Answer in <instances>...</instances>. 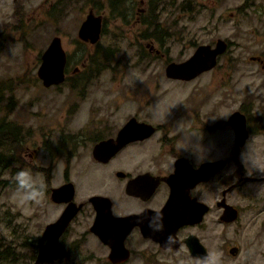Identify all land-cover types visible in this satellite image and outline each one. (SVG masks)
<instances>
[{"label": "rangeland", "instance_id": "374dc122", "mask_svg": "<svg viewBox=\"0 0 264 264\" xmlns=\"http://www.w3.org/2000/svg\"><path fill=\"white\" fill-rule=\"evenodd\" d=\"M41 2L43 0H0V34L6 35L4 47L0 50V79L12 82L16 103L8 110L9 106L4 101L0 117L5 116L19 124L25 138L24 164L15 163V169L31 171L46 186L43 202L39 205L22 202L15 185L0 188V244H11L20 253L14 254L16 261L10 263L8 259H2L0 264L33 263L31 255L36 253V248L20 244L25 239L36 244L45 225L55 221L65 205L54 203L50 199V191L64 181L66 164L60 158L53 169H44L50 165L44 141L49 140L53 144L60 130L65 128L63 124L66 121L76 126L88 117L91 111L96 110L92 109L94 102L105 109L115 106L113 121L118 124L134 112L137 103H145L143 113L151 118V122L166 124L170 127L169 134L179 137L183 145L185 142L198 145L202 158L213 146L222 145L233 150V129L224 123L229 115H221L248 107L252 115L248 123L251 131L238 158L228 163L216 178L202 184L201 197L212 209L206 215V231L202 238L209 251L222 253L223 264H252L261 259L258 253L264 247V180H246L226 193L227 201L240 208L233 223L219 221L221 210L214 204L213 191L219 188L220 196L227 179H231L234 173L235 180L243 175L255 178L264 175L255 170L250 159L247 160L248 167L245 163V153L251 146L252 158L264 165V121L253 120L263 117L264 68L249 59L253 54H264L263 0H182L181 7L168 2L156 6L152 21L159 20L156 30L166 33L163 43L156 42L161 49V55L157 56L150 54L145 47L147 54L143 50L144 41L138 38L140 33L150 34L155 28L135 21L134 9L122 6L120 10L125 12L127 19H121V16L116 17L119 11H111L105 6L98 11L94 8L108 19L107 29L96 48L89 43H77L76 36L80 22L87 14L86 7L94 5L91 1L65 0L57 9L41 8L38 6ZM55 34L61 37L62 46L69 53L67 74L73 75L71 71L75 64L85 62L89 67L93 61L91 53L101 66L109 67L89 82L84 99L80 100L72 93L66 81L46 87L37 77L41 53ZM216 37L230 41V44L212 70L192 80L180 81L165 75L168 60L180 62L190 56L197 44L214 43ZM107 45L114 49L110 59L96 52ZM140 51L144 59L137 56ZM208 123L216 127L213 132L205 131L203 125ZM161 137L162 131H158L144 142L147 147L151 146L149 152L153 157L161 150ZM162 159L166 161L168 156ZM162 159L158 162L162 163ZM85 160L82 159L81 164ZM72 167L70 178L76 183V202L101 191L98 182L89 183L87 174L80 175L79 161H73ZM240 167L243 168L242 174L237 172ZM15 173L10 169L3 172L1 178L11 181ZM88 210L83 209L70 228L76 237L84 233L81 239L85 250L97 249L99 245L87 234L91 223ZM257 241L259 247L254 244ZM232 245L239 246L236 255L228 251Z\"/></svg>", "mask_w": 264, "mask_h": 264}, {"label": "flooded vegetation", "instance_id": "af4514ba", "mask_svg": "<svg viewBox=\"0 0 264 264\" xmlns=\"http://www.w3.org/2000/svg\"><path fill=\"white\" fill-rule=\"evenodd\" d=\"M47 1L48 5H46ZM63 1L65 0H43V2H41L38 6L41 8H45V6H47L57 9ZM89 1H91L94 5L91 4V6L89 5L86 7L87 14L92 12L95 15L99 14L101 16L102 26L100 38L107 29L106 20L108 19L105 15L99 12L97 13L98 9H102L105 6L106 9H108L109 7L111 11H119V14L116 15V17L120 18L121 16V19H127L125 18V12H122L120 10L122 6L124 8L127 7L128 9H134V14L136 15L135 21L142 22L143 24H145L146 27L148 26L151 28H155L154 31L150 32V34L144 32L138 35V38H142L141 41H144L142 43V45L144 46L143 50L145 51L146 47L147 50L151 52L150 54H154L155 56L161 55V49L156 46V42L163 43L164 36L166 35V33H162L156 30V27L160 25V22L159 20H156V22L152 21L153 10L156 9V6H159L160 4L163 5L164 2H168L172 5L180 4V7L182 4V0ZM94 8H96L97 11H95L96 9L94 10ZM86 15L84 16V18L86 17ZM112 16L114 17V15ZM129 19H131V17H129ZM100 38L97 40V42L91 43L89 40L83 41L78 36L77 43H89L92 46L96 47ZM217 38L221 37H216L214 43L209 44L214 46ZM226 42L227 48L224 52L218 55L217 63L219 57L223 54H226L227 52L230 41ZM198 45L199 44H197L195 48ZM65 50L67 62L64 69L65 76L61 84L66 81L67 84H69V88L71 89L72 93L74 92V94H76L80 100L82 98L84 99V93L87 89V86H89L90 84L89 82H91L92 79L97 78L99 75L106 72L109 67L95 71L96 69L86 67L87 64H85V62L82 65L75 64L71 71L73 72V75L71 76V74H67V66L69 64V53L66 48ZM96 52L100 53L103 56L108 55V57H110L111 54L114 53V49H111V46L107 45V47H105L103 50L100 51L99 49H97ZM92 54L94 53L90 54L91 57H93ZM137 56L141 59H144L142 51H140V53H137ZM249 59L251 61L257 62L260 66H262V68H264V54H253L249 57ZM170 61L174 60H168L165 66ZM213 68L207 69L206 71L212 70ZM206 71H203L201 73H204ZM178 80L182 81L187 79ZM83 103L84 102H81L80 104ZM94 103L92 104V109L96 110L91 111V113L88 114V117H84V119L79 122L76 126H72L68 123V121H66L65 125L63 124V127L65 128H62L61 130L59 129L61 133L58 139L53 142V144L49 140L44 141L43 147L47 151V154L50 159L49 167H44V169H53L57 159L62 158L66 164V171L63 175L64 181L62 183H67V181H71L74 185L75 191L76 183L73 179L70 178V173L73 169V161H79L80 175L87 174V181L89 183L98 182V184L100 185L99 188L101 189V191L92 194H99L108 197L109 201L111 202L110 211L111 214H113L114 216H126L132 213L137 214L145 209H160L163 213L164 224L166 229V222L168 220L167 218L170 217L168 213L164 212L163 210L171 194V187L169 182L170 179L173 178V174L176 171L177 159H187L188 163H190L194 168H197L198 165L204 161L222 158L224 159V161H226V163L224 167L221 170L217 171L214 175H212L210 179L206 181L199 180V182L194 183L188 189V193L191 198H194L197 202H205L208 205L207 211L201 215L200 219H198L197 221L185 222L182 221L184 220V218L179 212V214H177L176 224L173 228L172 226H168V230L165 232H153L148 227L147 219L144 218L142 220V218L139 216V220L135 224V226L132 227L129 232L124 235L123 245L125 246V249L128 250V253H124V251L113 253L110 242H103L94 231H91L93 221L97 215L94 204L89 201V197H91L92 194L88 196L86 200H80V202H76L74 200V195L73 201L77 205H79L80 203H82V205L80 209L75 213V216L70 220L68 228L65 229L59 237L58 253L53 264H201V258L204 257L205 254L200 255L199 253H193L190 246L188 245V240L189 237H191L192 235L195 236L200 245L206 248V252L209 251L208 247L203 241L202 235H204L206 231V215L210 213L212 209L210 204L201 197L203 193L202 184L210 182L212 179L216 178L219 174H221L222 170L228 166V163L233 162L238 158L240 151L245 144L240 146L239 150H235L234 148L233 150L230 148L226 149L225 147H222V145H218L217 148L213 146L209 149L210 151L208 155L202 158L200 154L201 150L198 145H193L188 142H185L183 145L181 141H179V137H177L175 134H173L172 136L169 134L170 127H168L166 124H163L162 122H160L159 124L151 122V118L143 113V109L146 107L145 103H137V108L134 110V112L132 114L127 115V118L124 119L121 124H118L117 121H113V118L115 117V106H112L110 108H107V106V109H105L102 106H98V102ZM247 108L248 107L243 106L238 110L240 112L245 113L246 124L250 133L251 128H249L248 123L252 119V115L249 112L250 109ZM261 112L263 113V117H257L258 121H264V111ZM131 118H134L138 122H150L155 128L154 132H152L148 137H145L143 139L130 140L126 142L125 145L117 149L112 155L106 156V158H97L93 154L95 145L101 140L115 138L117 133L119 132V129L123 127L124 124L128 122ZM224 123L226 124V120L224 121ZM203 126L205 128V131H207L208 133L213 132L216 129L214 124L208 123V125L204 124ZM158 131H162V137L160 139L162 140L161 150L158 151L157 155L155 152V157H153L152 155H150L151 151L149 152L151 146L149 145V147H147L146 143L144 142L147 141L149 137H151L154 133ZM163 144L164 147H162ZM62 145H64V149L61 148ZM166 146H168V148H166ZM23 149L24 148H22V151ZM33 155L31 156L33 157ZM163 156H168V159L164 161L162 159ZM150 158H154V160H151ZM82 159H86V162L81 164ZM161 159L163 160V162L159 163L158 161H161ZM237 172H239L240 174L244 173L243 168L240 167V170H238ZM234 176L235 173L232 175L231 179H227L225 184L226 186L223 187V189L221 190L220 196H218L219 188H215V191H213L215 193L214 204L217 209L221 210L218 219L222 223H233L236 221V219L233 221L221 220L220 217L222 215L223 209L220 205H218V203L221 201L222 197L225 196L228 191H231L232 189H235V187H238L241 182L256 179L264 180V175L259 176L258 178H255L254 176L243 175L240 176L238 180H235ZM135 178H139V180L135 181L130 188H127L129 182ZM88 182L87 184H89ZM228 187H230V189L226 190L223 194V190L227 189ZM213 188H211L210 191H212ZM58 203L65 204V202ZM66 205L67 204H65L64 207ZM124 206H126V208H123ZM234 207L238 208L237 206ZM85 208L89 209L88 212L91 217V223L90 225H88L89 228L87 234L92 236L94 240L99 243L97 249L85 250L82 245L83 241L81 239L84 236V233H81L83 235L79 234L81 235L80 237H76L74 236V230L70 229L71 223L76 220L78 214ZM239 212L240 208H238V215ZM151 214V211L145 212V217L151 216ZM86 215H88V213H86ZM170 227L172 230H170ZM169 234H173L174 238L178 241V244L172 247L165 246V241ZM38 243L39 239L36 243V253L38 250ZM254 244L256 245V247H259L258 241ZM231 248H235L234 252L231 251ZM228 251L230 254L236 255L239 251V246L232 245L229 247ZM36 253L34 259L36 257ZM258 254L261 255V259L254 261L252 264H264V247H261Z\"/></svg>", "mask_w": 264, "mask_h": 264}, {"label": "water", "instance_id": "95a60500", "mask_svg": "<svg viewBox=\"0 0 264 264\" xmlns=\"http://www.w3.org/2000/svg\"><path fill=\"white\" fill-rule=\"evenodd\" d=\"M101 26V16L90 12L81 22L77 36L83 41L89 40L91 43H95L100 38ZM226 48L227 42L222 38H217L214 46L209 43L199 44L193 50V53L181 62L170 61L165 66V75L168 78L192 79L201 72L215 67L218 55L224 52ZM40 60L37 77L40 78L42 84L46 87L60 84L65 76L64 69L67 62L66 50L62 46L60 36L55 35L52 37L45 50L42 51ZM226 124L233 129V148L239 150V147L244 145L249 137L245 113L240 112L238 109L233 110L226 119ZM154 130L155 128L150 122H138L131 118L119 129L115 138L101 140L97 143L93 154L99 159L106 158V156L112 155L117 149L125 145L126 142L148 137ZM176 163L177 172L175 171L169 182L171 194L163 210L170 217L167 218L164 232L168 230V226H172V228L175 226L179 212L184 218L182 221L185 222L197 221L201 218V215L207 211L208 205L205 202H197L194 198H191L188 189L199 180L206 181L210 179L212 175L224 167L226 161L223 158L204 161L197 168L192 167L185 158L177 159ZM139 178L131 180L132 182H129L127 188H130ZM229 189L230 187L223 190V194ZM50 192V199L54 203L65 202L67 205L55 221L53 220L45 225L32 264L54 263L58 253L59 237L68 228L70 220L82 205V203L77 205L73 201L75 191L71 181L64 182L55 186V188L52 187ZM89 201L94 204L97 214L91 231H94L103 242H110L113 253L120 251L128 253L123 245L124 235L135 226L139 220V215L132 213L126 216H114L110 211L111 202L104 195L92 194ZM218 205L223 209L221 220L233 221L236 219L238 208L229 203L225 196L222 197ZM170 230H172L171 227ZM188 245L193 253L206 254V248L200 245L195 236L189 237ZM234 250L235 248H231L232 252Z\"/></svg>", "mask_w": 264, "mask_h": 264}, {"label": "trees", "instance_id": "16d2710c", "mask_svg": "<svg viewBox=\"0 0 264 264\" xmlns=\"http://www.w3.org/2000/svg\"><path fill=\"white\" fill-rule=\"evenodd\" d=\"M5 34L1 32L0 34V50L4 47L5 44ZM106 59H110L107 56H101ZM96 57H92L93 61L89 65L90 68L96 69L95 71L101 70L104 68L101 66V63H98L95 59ZM99 59V57H98ZM108 61V60H107ZM95 62V63H94ZM98 63V64H97ZM104 64V63H102ZM13 84L9 79H0V107L6 102V105L9 106L8 110L11 109L13 106L12 104L16 105L15 98L13 94ZM253 120H258L257 117ZM25 141L24 135L21 133L20 125L15 124L14 122L8 120L4 117H0V188L15 185L13 181L1 178L3 172H7L8 170H12L13 173L19 171L16 170L14 164L20 163V165L24 164L23 157H22V148L23 143ZM64 149V145L61 146ZM14 167V168H13ZM28 239L23 240L20 246H31L36 248L35 243H31V241H27ZM19 253L13 245H2L0 244V260L8 259V262L16 261L17 256H14L15 253ZM20 254V253H19ZM34 255L31 257L34 259Z\"/></svg>", "mask_w": 264, "mask_h": 264}, {"label": "clouds", "instance_id": "9594fccd", "mask_svg": "<svg viewBox=\"0 0 264 264\" xmlns=\"http://www.w3.org/2000/svg\"><path fill=\"white\" fill-rule=\"evenodd\" d=\"M230 114H225L221 116H228ZM253 149L249 148V151L245 153V163L246 167H248L247 160H251L252 165L255 170L264 173V165L259 164L253 158ZM12 181L16 186V192L19 195L20 199L24 203H33V204H41L43 202L46 186L39 179L38 176L34 175L31 171L27 169H21L17 171L12 177ZM151 211V216L145 217V212ZM142 220L144 218L147 219L148 227L153 232H163L165 230L163 213L160 209H145L141 212L137 213ZM178 244V241L174 238L173 234H169L166 241L165 246L172 247ZM201 264H223L222 261V253L215 251H208L201 258Z\"/></svg>", "mask_w": 264, "mask_h": 264}]
</instances>
